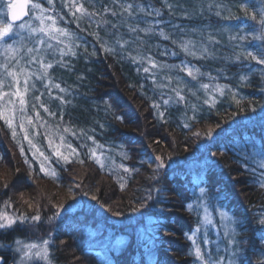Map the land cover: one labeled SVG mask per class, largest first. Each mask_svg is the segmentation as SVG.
Segmentation results:
<instances>
[{"label": "trees", "instance_id": "obj_1", "mask_svg": "<svg viewBox=\"0 0 264 264\" xmlns=\"http://www.w3.org/2000/svg\"><path fill=\"white\" fill-rule=\"evenodd\" d=\"M119 2L150 4L162 15L129 17L113 0H39L69 35L50 40L20 30L30 78L26 93L24 76L19 85L6 78L2 88L19 87L25 104L20 112L18 97L0 101L12 109L11 99L16 109L12 128L0 119V208L29 219L0 230V241L47 239L52 264H200L193 241L206 259L264 264L257 222L264 214V65L235 59L241 49L264 46L253 39L264 0H167L171 13L162 0ZM73 3L95 15H81ZM30 15L13 24L30 23ZM0 17L8 22L7 6ZM149 22L150 33L129 31ZM240 35L246 39L231 38ZM187 41L195 57L181 49ZM33 57L52 65L44 78ZM182 65L203 75L193 80Z\"/></svg>", "mask_w": 264, "mask_h": 264}, {"label": "snow or ice", "instance_id": "obj_2", "mask_svg": "<svg viewBox=\"0 0 264 264\" xmlns=\"http://www.w3.org/2000/svg\"><path fill=\"white\" fill-rule=\"evenodd\" d=\"M48 4H52V0H47ZM162 2L168 7L170 13L172 9V5L167 3V0H162ZM113 3H119V8L122 10V12L127 13L129 17H133L137 13H141L146 17H160L162 15L161 10L158 8L153 7L150 4H141V3H123L119 2V0H113ZM3 5L0 4V8H2ZM28 7L27 0H23V2H14V0H9L7 4V16H8V22L5 23L3 18L0 17V50L3 52V63H0V101L4 99L5 96H15L19 98V111L23 112V106L25 104V98L24 93L28 91V79L30 78L29 74L25 72V69L21 67V59L19 57V53L21 51V48L24 47V40L28 37H24L21 34L20 30H28L29 33H42L44 36H47L50 40L51 39H57V36H66L69 35L66 29L63 28H57L55 27L56 21L51 16H45L44 13L47 11L45 8L41 7L39 3H33L30 5V7L33 10H39V15L35 16V19L39 21V26H33L31 23L28 22H22L18 25V28L13 24L14 21L20 20V18L25 15V9ZM72 7L75 8L76 12H79L81 15H95V13H88L87 9L84 8L83 5H77L75 3L72 4ZM240 8L245 11V14L247 15V9L244 4L240 5ZM104 11H111L109 8L105 7ZM113 16L117 15L116 11H112L111 13ZM219 15V13H217ZM51 21V24H45V20ZM252 19H256V16L253 15ZM105 23H108V21H105ZM162 23V21H156L155 24ZM155 24L149 22L148 27L140 28L138 25L136 26H129V31L131 33H138V32H144L145 34L150 33L154 30ZM260 24H261V32L259 35H254L253 39H258L261 41H264V10L260 13ZM113 28H117L116 24L112 25ZM14 36L20 37V39L13 38ZM159 35L162 36L164 39H168V36L164 33L163 29L159 30ZM232 39H239L241 41L246 39V36L240 35V36H234L231 37ZM12 39L11 43H8L7 40ZM139 39V37H137ZM43 43V40L40 41ZM175 43V41H173ZM117 43H120L119 39L117 40ZM125 43H127L125 41ZM51 47V45H49ZM181 49L188 55L196 56L197 53L192 50L193 42L187 41L182 42L180 45ZM34 51H37V49L34 48H27L28 53H33ZM202 52L206 53L207 49L203 48ZM63 54V53H61ZM241 57H243L244 60H251L255 61L257 64L264 65V46H261L260 48L256 49L255 51H248L246 49H241L238 53L235 55L236 60H240ZM33 61L40 64V68L42 70V75L37 77L38 79L44 78L47 75L48 68H51L52 65L45 64L42 60H37L36 57L32 58ZM135 59V58H133ZM15 62L14 64L12 62ZM148 61L151 64L152 68H156L158 65L155 61L151 59V57H148ZM15 69H19L18 71ZM182 71H186L189 76L192 77L193 80L197 79V75H203L199 73V69H193L189 67L188 65H182L181 66ZM145 72H148V68H144ZM24 76V93L21 92L19 87H16L15 92H9L5 93L2 91V88L4 86V81L6 78H11V81L15 83L16 85H19L20 83V77ZM170 79V78H169ZM241 80L247 79L245 76L240 77ZM11 87V85H9ZM55 87L59 88V85H55ZM201 88L208 89V84H201ZM63 91V89H61ZM216 91H220L221 94L222 88L220 86H217ZM176 96L179 98V100H184V97L180 94L179 90H176ZM37 99H39L37 97ZM208 101H205L207 103ZM9 104H12V109H8L6 105L0 104V119L4 120L5 124L12 128L13 126V120L14 115L12 113L15 112V104L10 99L8 101ZM168 101H165V104H167ZM214 103V101H213ZM156 107V105H153ZM47 111V109H45ZM161 116H163V113H161ZM67 131V129H66ZM13 136L15 137V132L13 131ZM63 139V138H61ZM91 139V137H89ZM31 144V141H29ZM68 147H71L70 145ZM73 152H75V149H72ZM56 154L59 155V152ZM41 155H43L41 153ZM92 156L95 157L96 154L93 151ZM67 161V157H63ZM156 159L160 161V164L158 167H163V161L161 157L157 156ZM81 163H83L81 161ZM96 163L101 164L103 167V164L99 158H96ZM261 167H264V163L261 164ZM41 171H44L43 166L41 167ZM125 172H128L129 169L125 168ZM54 176L55 173H52ZM123 188V184L121 185ZM261 187H264V184L261 185ZM203 189H201V193H203ZM92 199H96L95 196L92 197ZM60 207H63V205H60ZM189 208H191V205H189ZM221 217L224 219H228L226 214L221 213ZM28 217L24 215H20L18 217L9 216L4 212H0V229H6L13 227L17 221H20L21 223H27ZM40 216L34 215L31 217V221H39ZM260 225L264 226V214H261L260 218L257 221ZM226 235H229V233L226 232ZM234 235V233H233ZM190 241L193 240L192 236L187 237ZM234 241L232 239H229L228 243L231 245ZM49 241L47 239L42 240L41 243H22L20 240L15 241V251L17 253H20V258L17 264H26V261L32 260L33 258L39 259L44 262V264H52L50 256H49V249H48ZM194 245V255L195 259L200 262V264H222L223 257H220L219 259H212L211 256H209L207 259L202 254L201 248L197 245H195V242L193 241ZM234 255V254H233ZM228 264H235V260L230 258L228 261Z\"/></svg>", "mask_w": 264, "mask_h": 264}, {"label": "rangeland", "instance_id": "obj_3", "mask_svg": "<svg viewBox=\"0 0 264 264\" xmlns=\"http://www.w3.org/2000/svg\"><path fill=\"white\" fill-rule=\"evenodd\" d=\"M9 0H3V6L6 7L7 4H8ZM39 0H30V5L33 4V3H38ZM29 5V6H30ZM30 10H31V15H30V23L33 25V24H38L39 26V21L35 19V16L39 15V10H33L31 7H30ZM0 212H6V210L4 208H0ZM7 214V213H6ZM9 216H12L10 214H7ZM14 217V216H13ZM8 229V228H6ZM0 230H3V229H0ZM17 240H20L22 241V243H41L42 241L40 242H36V241H29V240H24V239H17ZM15 248H16V245L15 243L13 242V245L11 246V250L14 251V253L16 254V259H17V262L19 261V258H20V253H17L15 251ZM26 264H44L43 261L39 260V259H36V258H33L32 260H29V261H26Z\"/></svg>", "mask_w": 264, "mask_h": 264}, {"label": "flooded vegetation", "instance_id": "obj_4", "mask_svg": "<svg viewBox=\"0 0 264 264\" xmlns=\"http://www.w3.org/2000/svg\"><path fill=\"white\" fill-rule=\"evenodd\" d=\"M16 240L9 243L0 241V264H17L16 254L11 250V246Z\"/></svg>", "mask_w": 264, "mask_h": 264}, {"label": "water", "instance_id": "obj_5", "mask_svg": "<svg viewBox=\"0 0 264 264\" xmlns=\"http://www.w3.org/2000/svg\"><path fill=\"white\" fill-rule=\"evenodd\" d=\"M14 2H23V0H14ZM29 3V0H27V4ZM25 15H23L21 18H20V20L21 19H23L24 17H26L27 15H28V7H26V9H25ZM7 18H8V16H7ZM17 21H19V20H17ZM17 21H14V22H17ZM13 22V23H14Z\"/></svg>", "mask_w": 264, "mask_h": 264}]
</instances>
